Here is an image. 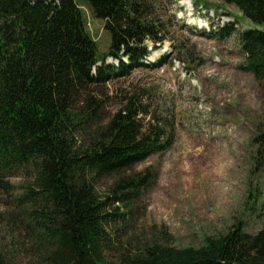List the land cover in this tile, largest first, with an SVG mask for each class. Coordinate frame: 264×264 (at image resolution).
Returning a JSON list of instances; mask_svg holds the SVG:
<instances>
[{"label":"trees","instance_id":"obj_1","mask_svg":"<svg viewBox=\"0 0 264 264\" xmlns=\"http://www.w3.org/2000/svg\"><path fill=\"white\" fill-rule=\"evenodd\" d=\"M217 1L264 25V0ZM87 2L111 34L106 53L75 0H0V187L12 199L0 210V264H264V229L250 234L240 223L204 237L199 248L127 240L109 256L110 228L127 222L156 178L151 168L135 173V165L168 151L173 132L162 119L146 121L135 96L105 118L103 86L151 66V54L173 38L175 15L168 0ZM235 30L213 35L226 39ZM239 40L244 67L264 93V29L242 31ZM253 143L264 158V132ZM22 175L29 183L16 192L9 180ZM107 178L114 181L101 196ZM117 204L130 210L118 212Z\"/></svg>","mask_w":264,"mask_h":264},{"label":"rangeland","instance_id":"obj_2","mask_svg":"<svg viewBox=\"0 0 264 264\" xmlns=\"http://www.w3.org/2000/svg\"><path fill=\"white\" fill-rule=\"evenodd\" d=\"M75 1L99 51L106 53L111 34L103 20L87 0ZM182 1L168 0L173 15ZM208 2L214 20H233L238 25L232 36L204 35L195 29V25L202 29L200 21L188 20V28L181 16L174 17L173 38L151 54L155 57L151 66L111 76L103 86L105 118L135 96L149 113L146 121L162 119L173 132L168 151L135 165V173L151 168L156 178L133 209L116 205L118 212L130 210V215L118 224L121 227L110 228L116 241L111 258L123 251L127 240L131 247L154 240L177 248H199L204 237L223 236L239 223L250 234L264 229V158L256 156L258 145L253 143L264 132V93L244 67L246 56L239 40L242 31L264 29V25L251 22L235 5ZM113 181H100L101 196ZM9 182L16 192L29 183L23 175ZM11 203L10 193L0 187V210L10 209Z\"/></svg>","mask_w":264,"mask_h":264},{"label":"bare ground","instance_id":"obj_3","mask_svg":"<svg viewBox=\"0 0 264 264\" xmlns=\"http://www.w3.org/2000/svg\"><path fill=\"white\" fill-rule=\"evenodd\" d=\"M186 10H187V16L188 17H193L194 19H198L197 22L200 21L199 24H200V27L202 29H207L208 31H211L213 29L217 30V26L219 24V20H217V21L214 20L215 17H214V13L213 12H210L209 15H208L207 11L204 10L202 12H198L197 16L195 17L194 16V11H193V9L191 7L190 8L187 7Z\"/></svg>","mask_w":264,"mask_h":264}]
</instances>
